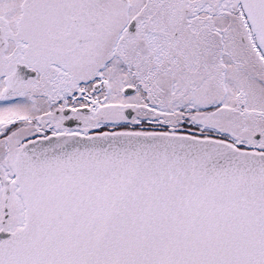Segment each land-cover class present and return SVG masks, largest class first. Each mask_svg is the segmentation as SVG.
Masks as SVG:
<instances>
[{
    "label": "snow or ice",
    "instance_id": "6c2138e0",
    "mask_svg": "<svg viewBox=\"0 0 264 264\" xmlns=\"http://www.w3.org/2000/svg\"><path fill=\"white\" fill-rule=\"evenodd\" d=\"M0 264H264V0H0Z\"/></svg>",
    "mask_w": 264,
    "mask_h": 264
}]
</instances>
